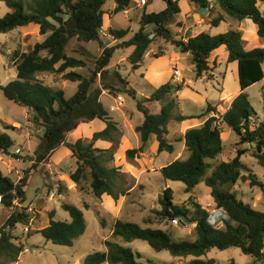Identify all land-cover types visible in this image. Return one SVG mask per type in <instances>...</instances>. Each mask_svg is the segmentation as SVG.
Returning <instances> with one entry per match:
<instances>
[{
	"label": "trees",
	"instance_id": "obj_1",
	"mask_svg": "<svg viewBox=\"0 0 264 264\" xmlns=\"http://www.w3.org/2000/svg\"><path fill=\"white\" fill-rule=\"evenodd\" d=\"M0 1L9 8L0 18V33L34 23L39 26L40 33L46 35L30 51L15 49L7 54L10 63L15 66L16 77L0 85L3 96L20 107L28 108L32 124L43 130L35 150L34 165L43 163L58 146L66 145L76 164L69 178L77 188L83 190L84 182L88 181L89 190L95 197L107 194L116 201L128 189L118 182L124 174L120 167L114 165V153L119 142L116 136L121 135V130L100 101L103 90L113 96L127 93L136 99V106L143 113V121L135 126L141 144L126 150L129 158L142 153L151 136L156 139L158 153L174 152L176 145L168 138L170 122L179 123L209 115L199 126L190 127L172 139L183 142L187 155L159 169L163 179L182 182L189 196L185 205L177 204L171 187H165L158 200L160 209L155 210L156 220L163 222L178 218L194 223L195 240H175L169 232L152 227L150 218L144 220V225L116 219L112 225L111 239L104 241L105 250L87 254L83 264H159L149 258L138 261L136 257L140 258L141 255L114 241L112 238L115 237L126 242L141 239L157 252L167 251L179 259L190 258L186 262L164 264H214L213 258H207L208 252L212 248L225 250L231 247L252 256L254 264H264V211L253 209L238 198L234 190L237 183L248 181L249 186L258 187L264 195V180H260L241 160L242 155L251 153L264 167V117L258 116L246 92L249 86L264 78V46L246 48L243 32L237 28L218 34L202 31L184 39L170 27L171 20L181 12L179 0H162L165 7L159 11H148L146 6L149 0H146L139 16V27L129 38L125 39L129 32L127 29L108 28L107 33L118 41L112 46L103 43L101 32L108 14L104 9L108 0ZM113 1L114 8L110 14L123 12L132 5V0ZM189 1L201 8H207L210 4L209 0ZM212 1L224 14L213 18L211 26H218L224 20V15L238 21L250 19L257 26L258 37L264 39V15L258 7V0ZM150 34L153 37L150 38ZM72 38L78 42L97 43L101 48L88 74L80 71L87 67V59L66 52ZM158 38L174 46L180 53L191 54L196 77L208 72L211 55L220 46L225 47L227 62L236 63L240 91L224 112H219L208 103L205 113L199 116L174 113L175 99L168 96L179 91L182 84L167 81L154 89L148 98H137L136 90L118 70H108L119 48H131L126 60L133 70H137L151 44ZM162 54L163 49L159 48L155 55L158 57ZM40 73H51L59 79L76 82V91L66 97L61 87L45 84L39 78ZM153 101L160 102L159 112L151 113L147 108L146 103ZM252 115L258 117V123H250L249 117ZM95 119L101 120L105 127L93 132L88 141L78 138L66 144L67 135L78 125ZM10 128L13 127H5ZM224 131H232L238 137L239 144L247 146L237 149L232 159L212 165L211 161L223 151ZM98 140L111 142L112 146L99 148L95 146ZM12 144L11 136L0 127V154H8ZM26 182V176L15 182L0 168V204L13 208L15 201L23 203ZM200 182L209 188L215 206L226 213L227 218L221 220V226L212 225L208 220L209 208L196 201L193 191ZM60 207L68 213L70 220H55L54 211H51L48 224L38 232L53 244L72 246L86 231L84 213L72 203L62 202ZM97 214L100 217L99 212ZM30 217L24 207L20 211L12 210L0 228V264L18 261L25 247L15 242L11 231L18 223L29 225ZM100 223L103 226L101 219Z\"/></svg>",
	"mask_w": 264,
	"mask_h": 264
},
{
	"label": "rangeland",
	"instance_id": "obj_2",
	"mask_svg": "<svg viewBox=\"0 0 264 264\" xmlns=\"http://www.w3.org/2000/svg\"><path fill=\"white\" fill-rule=\"evenodd\" d=\"M145 1L132 0L128 14H112L111 19V11L108 9L111 8L113 1L108 0L106 2L105 8H107L108 15L105 16L104 26L101 29V32L106 33V36H103L104 39H102L105 45L112 46L117 43L107 33L108 28L106 25L108 18L110 19L109 23L114 28L127 29L129 32L125 38H128L139 27V16L143 10ZM160 1L163 2L162 0H153L151 9H157L161 4ZM260 1L262 0H258L259 5L261 4ZM28 2H31V0ZM185 2L186 0H179V6L182 10L185 7ZM262 9L264 10V8ZM230 20L236 19L232 18ZM246 21L252 23L249 19L244 20V22ZM243 25L246 26L245 23ZM170 27L174 32L177 29L176 27H182L179 14L171 20ZM3 36L6 37L8 35L1 33L0 42H2L1 38ZM251 45V43L246 44L245 42L246 47ZM98 48L100 46L96 43L85 44L72 38L66 46V52L76 57L87 59V67L80 69V71L88 74V69L93 67V62L98 57L96 55ZM159 48L163 49V54L156 57L155 54ZM123 49L119 48L115 51L108 70H118L130 82V85L142 95L150 96L154 89L167 81L182 84V88L179 91L168 96V98L175 99L176 106L174 113L199 116L205 113L208 103L215 106L219 112H224L233 96L239 90L236 63H228L223 58L221 51H215L209 58L210 69L208 72L201 77H196L191 54L179 53L177 60L172 59V52L176 48L165 43L162 39L158 38L151 44L149 52L144 56L143 62L137 70H133L127 60L121 58ZM99 53L97 54L99 55ZM216 54L217 58L213 60V56ZM9 65L11 64L9 63ZM174 68H177L180 72L177 78H173ZM14 72V69L8 68L6 56L0 53V83L5 85L12 80ZM54 77L57 76L48 73L46 74V81H50L51 83ZM58 83H62V81L59 80ZM74 86H76L75 83L67 82V86L64 87L66 97H70L73 94L76 88ZM246 92L258 116L263 118L264 78L249 86ZM119 95L124 99L122 106H117L114 97L108 93L102 96L101 101L108 109L110 106L116 107L114 111H111L112 116L117 117L118 115L120 123L129 131V125L135 126L140 124L144 116L136 106V99L124 92L119 93ZM142 97L138 95L137 98ZM0 100L11 104L8 109H10V113L15 118H23L25 114L23 107L8 101L2 93H0ZM146 106L151 113L159 112L161 108V104L157 101L147 102ZM208 116L179 123L170 122L168 125V138L176 145V149L172 153L166 151L157 153L156 147L154 149L156 140L154 137H151L146 144L145 153L143 151L131 158L127 157L125 153L118 158L115 155V163H118L121 170L126 169L129 171L126 174L123 173L124 175L118 182L122 187L131 190L127 200L134 205V207L130 208L131 210H128L127 207L123 208L120 214L122 219L124 218L144 225V220L150 218L152 220L150 224L152 227L169 232L175 240H195L194 223L180 221V219L177 224L172 223L170 220L163 222L156 220L155 210L160 209L158 200L165 187H171L174 202L177 204L185 205L189 196V193L184 191L182 182L163 179L159 169L174 159L184 158L187 155L183 142H174L172 139L187 128L201 124ZM31 128L32 132L29 138L33 140L36 146H33L32 143L31 147L29 146L21 151L17 150L20 148L21 138L18 133L9 131L13 139V144L9 148V151L13 154L1 156L0 168L3 169V172L9 175L15 182L26 176L27 182L24 187L25 201L23 203L20 204L15 201L16 206L13 208H7L0 204V228L5 224L12 210L20 211L24 207L31 216L29 225L18 223L11 231L15 236V242H20L25 248L29 249L28 251L23 250V253L19 256L18 264H83V260L87 254L103 249L104 245L101 237L109 232L113 215L104 204L99 206L94 205V201L97 199L90 192L88 181L84 182L83 190L77 188L76 184L71 181L69 174L74 171L76 164L66 145L58 146L51 157L43 163L34 165L35 150L41 140L43 130L34 125ZM129 136L132 148L141 144L139 134L134 129H132ZM116 137L119 138L120 136L117 135ZM83 138L87 141L89 140L85 137ZM222 138L224 143L223 151L216 159L211 161L212 165L221 160L228 161L232 159L236 155L237 149H243L247 146L246 144H239L238 137L232 131H224ZM67 143L69 142L66 141ZM150 158H154L152 163L149 162ZM241 160L260 180H264V167L258 164L251 153L242 155ZM3 162H6L5 167ZM210 172L211 169L208 174ZM234 190L238 198L248 203L253 209L264 211V195L258 187H251L248 181H245L237 183ZM193 194L196 197V201L207 206L209 211L215 206L210 196L209 188L203 182H200L195 187ZM62 202L75 204L83 211L86 220L85 233L78 237L72 246L53 244L38 232L48 224L51 211H54L55 220H69L68 213L60 207ZM98 212L101 218L98 217ZM100 219L103 221V226H101ZM215 225L221 226L222 222L217 221ZM112 239L118 240L120 244L130 247L134 252H138L141 255L140 258L136 257L138 261H144L149 258L156 263L164 264L172 261L186 262L190 259H175L167 251L157 252L146 241L141 239H134L130 242H126L118 237ZM207 258H213L215 260L214 264H254L255 261L252 256L243 254L240 249L235 247L225 250L212 248L208 252Z\"/></svg>",
	"mask_w": 264,
	"mask_h": 264
},
{
	"label": "crops",
	"instance_id": "obj_3",
	"mask_svg": "<svg viewBox=\"0 0 264 264\" xmlns=\"http://www.w3.org/2000/svg\"><path fill=\"white\" fill-rule=\"evenodd\" d=\"M26 1H29V0H26ZM209 1H210L209 7L201 8V7H199L196 4H192L189 0H186V2L184 3L185 4L184 5L185 6L184 9L182 10L180 8L181 12L179 13L180 21H182V27H176L177 29H175V32H178V33L182 32V34H180V35L184 39H188L189 37H192V36L202 32V31H206V32H209L211 34H218V33L225 32L228 29L237 28V29L241 30L243 32V34H244V36H243L244 43L246 42V44H250V43L252 44L249 47L245 46L246 48L251 49V48H255V47H263L264 46V39L258 37V35H257V26L250 19L249 20L252 23L247 22L248 20L246 22H244V20H246V19H244L242 21L230 20L232 18H230L227 15H224V17H225L224 20L221 21L218 24V26H216V27L211 26L210 21L213 18H215L216 16H218L220 14H224V13L222 12V10L216 4H214V2L212 0H209ZM260 2H261V4L260 5L258 4V7L260 8V10L262 11V14L264 15V10L262 9V8H264V0L260 1ZM152 5H153V0H150L149 3L146 6V9L148 11H159V10H161V9H163L165 7L164 2H161L160 6L157 9H151ZM113 8H114V1L111 3V8L108 9V10L111 11ZM104 9L107 11V8H105V6H104ZM8 11H9V8L5 5L4 2L0 1V18L2 16H4ZM128 11H129V9H127V10H125L123 12H120V13L125 15V13L128 14ZM111 17H112V14H110V19H111ZM110 19L108 18V23L106 25L107 28L113 27L109 23ZM104 22H105V20H104ZM243 23H245L246 26H244ZM181 28H182V30H181ZM5 34L8 35V36H6V37L3 36L1 38L2 42H0V53H3L6 56L8 68L11 67L12 69H14V71H15L13 73V79H14L16 77V69H15V66L10 63L7 54L10 53L11 51L15 50V49H20L21 51H25V52L30 51V50H32L34 44L44 40L46 35L41 34L40 31H39V26L37 24H34V23H30L28 25L18 27L16 29L12 30V31H9L8 33H5ZM0 35H1V33H0ZM103 36H106V33L102 34V39H104ZM125 39H127V38H125ZM114 41H116V40H114ZM116 42H118V41H116ZM93 43L94 42H88V43H85V44H93ZM122 51H123V53H122L121 58L122 59H126L128 53L131 51V48H124ZM215 51L216 52L217 51H221L223 58H225V60H227V52H226L224 46H220ZM99 52H101L100 48H98V50H97V53H99ZM148 52H149V50H148ZM97 53H96V55L99 56L100 53H99V55ZM179 53L180 52L177 49H175L172 52V59L177 60L178 57H179ZM215 58H217V54L215 56H213V60H215ZM9 63L11 65H9ZM236 72H237V66H236ZM46 74H48V73H40L39 74V78H41L45 82V84L53 85V86H59V87H61L64 90V87L67 86V82H70V83H75L76 86H74V87L77 88V83L76 82H72V81H68V80H62V79H59L57 77H54V79L51 80V83H50V81L47 82L46 81ZM49 74H51V73H49ZM237 78H238V74H237ZM59 80H61L62 83H58ZM129 84H130V82H129ZM0 85H2V83H0ZM238 86H239V84H238ZM76 88H75V91H76ZM239 91H240V89L238 90V92ZM136 92H137V95L143 96L145 98L149 97L148 95L139 94L138 91H136ZM0 93H2L1 90H0ZM64 93H65V91H64ZM105 93L110 94L107 90H103L102 94L100 95V101H101L102 96ZM237 93H236V95H237ZM111 96H113V95H111ZM235 96H233V98ZM229 105H230V103H229ZM229 105L227 106V108L229 107ZM10 106H11V104L0 100V127H1V129L3 131L7 132L9 135H10L9 131L16 132V133L19 134V137L21 138V140H20V148H18L17 150L21 151L24 148H27L29 146L31 147V144L33 143V140L29 138L30 133L32 132V130H31L32 128L31 127L33 125L32 122H31V111L28 108H24L23 110L25 111V114H24L22 119H19V118H15L10 113V109H8V108H10ZM104 107L106 109H108V107H106L105 105H104ZM111 107L112 106H110L109 109H108L109 116L112 117L113 120L117 122V126L121 130V135L119 137V142H118L117 148L115 149V153H114V157L116 155V157L118 158L120 155L125 153L127 149H131L132 148V145L130 144V136L129 135L132 132V129L135 130V126L136 125L135 126L129 125V129L130 130L128 131L126 129V127L120 123V121H119L120 117L118 115H117V117H113L112 116L111 110H110ZM195 119H198V118H195ZM188 120H192V119H188ZM185 121H187V120H184L182 122H185ZM199 125L200 124H197L195 126H199ZM6 126H12L13 128L5 129ZM104 127H105V124L101 120H98V119H95V120H93L91 122H88V123H81L80 125L77 126L76 129H74L72 132H70L67 135L66 141H68L69 143H73L78 138L85 137L87 139H90L92 134H93V132L101 130ZM192 127H194V126H192ZM186 130H184L181 134H183ZM151 137H154V136H151ZM150 138H149V140H150ZM33 146H36V145L33 143ZM60 146H64V145H60ZM95 146H97L99 148H102V149H108V148H110L112 146V143L108 142V141H104V140H98V141L95 142ZM138 146H136V147H138ZM136 147H133V148H136ZM155 147L157 149V142H156V146H154V149H155ZM144 153H145V150H144ZM8 154H13V153H11L9 151ZM2 155H4V154H0V160H1V156ZM153 160H154V158H150L149 162L152 163ZM3 164H4V167H5L6 166V162H3ZM114 165L119 167L118 163H115V159H114ZM2 171H3V169H2ZM120 171L122 173H124V174H126V172H129L126 169L121 170V168H120ZM74 190H76V188H74ZM130 192H131V190H127L126 194L121 196L116 201L113 200L112 197L107 195V194H103L100 198L96 197L97 200L94 201V205L95 206L96 205L99 206V205L104 204V206L106 208L110 209V212L113 215V221H112V224H111L109 232L101 237L103 245H104V241L106 239H110V237H111L112 225H113L114 221L116 219H120V218L122 219V217H120V214H121L123 208L127 207L128 210H131L130 208L134 207V205L131 204V202L129 200H127L128 195H129ZM69 220H70V218H69ZM69 220H66V221H69ZM122 220L130 221V220H127V219H124V218ZM114 241L118 242V240H114ZM118 243H120V242H118ZM25 249H27V248H25ZM104 250H105V245H104V247H103V249L101 251H104ZM22 253H23V251H22ZM172 262H174V261H172ZM16 264H18V261L16 262ZM106 264H108V263H106Z\"/></svg>",
	"mask_w": 264,
	"mask_h": 264
},
{
	"label": "built area",
	"instance_id": "obj_4",
	"mask_svg": "<svg viewBox=\"0 0 264 264\" xmlns=\"http://www.w3.org/2000/svg\"><path fill=\"white\" fill-rule=\"evenodd\" d=\"M151 37H153V34H150V38ZM179 75H180L179 70L177 68H174L173 69V78H177V76H179ZM114 99L116 101L117 106L123 105L124 99L121 95L118 94L117 96H114ZM115 108L116 107L112 106L110 108V110L114 111ZM249 121L251 124H256V123H258V117H256L255 115H252L249 117ZM218 213H219V215H218ZM225 218H227V216H226V213L224 212V210H222L221 208H218L217 206H213L211 211L209 212L208 220L212 225H215L217 223V221H221L222 219H225ZM171 221H172V223L177 224L179 222V219L174 218ZM28 250H29L28 248L25 249V251H28Z\"/></svg>",
	"mask_w": 264,
	"mask_h": 264
}]
</instances>
